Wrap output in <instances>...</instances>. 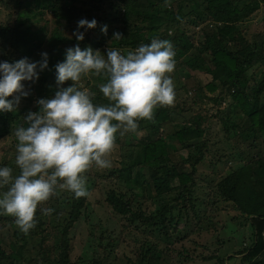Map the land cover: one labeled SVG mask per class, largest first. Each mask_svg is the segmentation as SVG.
<instances>
[{"label": "trees", "instance_id": "obj_1", "mask_svg": "<svg viewBox=\"0 0 264 264\" xmlns=\"http://www.w3.org/2000/svg\"><path fill=\"white\" fill-rule=\"evenodd\" d=\"M235 1L0 0L3 9L16 12L13 24L0 25V61L11 63L24 57L35 61L41 59V52L49 54L48 68L39 73L31 90L24 87L28 95L15 93L20 96L19 103L12 111L0 112V141L11 135L15 137L16 127L27 126L25 117L39 110L38 103L32 106L33 102L55 94L58 89L55 65L65 59L66 49L76 44L82 49L91 46L101 51L110 42V47L127 51L150 43L153 38L167 39L174 46L175 60H182L177 62L178 68L211 76L205 87L193 89L191 95L197 100H191L187 87L178 79V68L174 69L170 74L175 85L174 103L157 106L153 119L138 120L134 132L121 135L117 131L115 147H119L120 155L109 156L114 162L113 168L90 166L83 173L93 181L112 183L106 202L121 219L123 233L130 232L129 237L148 233L159 242L167 243L168 248L160 256L154 242L146 243L145 237L134 239L137 261L133 264H151L148 258L154 255L160 258L158 264H169L167 257L172 255V246L179 242L180 223L174 213L178 211L183 216L195 209L194 190L198 185L195 174H199L198 166L208 161L212 169L209 180L214 181L211 176L218 169L224 172L213 186L215 192L226 202L237 205L254 233L252 244L238 250L229 260L236 256L241 264H264V40L250 42L244 36L243 22L257 10L250 12L236 4L238 12L228 14L227 7ZM245 1L246 6L264 3V0ZM149 14L153 16L151 22L146 20ZM81 18H95L97 26L86 31L80 29L84 31V39L77 41L73 33ZM200 23L204 41L195 44L188 37L187 28ZM104 25H107L106 33L102 31ZM116 32L122 34L121 39L114 40ZM91 76L92 79L89 74L82 76L80 83L95 93L93 103H109L99 89V84L107 78L102 74ZM23 83L26 85L27 81ZM72 83L66 81L62 86ZM205 88L212 96L204 92ZM184 96L191 100V108L187 107ZM228 99L224 115L218 110L214 116L210 109L203 107L205 104L221 106ZM234 140H240L245 147L235 144L230 155L215 153L216 148ZM228 163L233 166L227 169ZM19 171L18 168L17 175ZM148 185L159 199V207L153 213L141 207L138 199V191ZM174 191L176 198L163 204V198L165 201ZM60 197H67L65 206L60 198L53 199L59 208L50 205L48 208L53 211L47 215L42 212L46 201L38 204L36 225L27 234L19 230L15 217L0 214V235L7 223L13 228L12 241L0 236V264H74L71 231L90 203L87 196L76 198L68 191ZM189 202L192 208L187 210ZM115 242H108L107 249L115 247ZM109 254L94 257L90 264H107L105 259ZM220 258L215 255L211 259H216L217 264H226Z\"/></svg>", "mask_w": 264, "mask_h": 264}, {"label": "clouds", "instance_id": "obj_2", "mask_svg": "<svg viewBox=\"0 0 264 264\" xmlns=\"http://www.w3.org/2000/svg\"><path fill=\"white\" fill-rule=\"evenodd\" d=\"M95 18H81L73 35L84 39V29L95 28ZM107 32V25L102 28ZM119 40L122 34H113ZM40 60L28 57L14 62L0 61V112L12 111L24 91V81H35L48 68L49 54ZM176 65L173 44L167 39L153 38L133 50L109 47L106 54L79 44L65 51V59L55 65L58 87L50 98H40L39 110L25 117L27 126L14 129L15 164L0 166V214L15 217V224L25 234L36 225L35 213L40 202L47 201L58 190L71 192L76 198L87 196L83 173L93 164L111 166L108 159L116 133L134 132L138 120H152L157 106L172 105L175 85L171 77ZM103 75L99 84L107 104H94L95 93L83 87L82 76ZM73 83L63 87L64 82ZM12 97V99H9ZM5 186H7L6 190ZM51 208L42 209L47 215Z\"/></svg>", "mask_w": 264, "mask_h": 264}, {"label": "rangeland", "instance_id": "obj_3", "mask_svg": "<svg viewBox=\"0 0 264 264\" xmlns=\"http://www.w3.org/2000/svg\"><path fill=\"white\" fill-rule=\"evenodd\" d=\"M245 3H247L245 0H236L233 5L227 7L228 14L238 12L235 10L236 4H239V7H242V9H249L250 12L251 9L257 10L250 15L247 21L243 22V34L250 42H262L264 40V3L261 1L259 5L250 4L247 6ZM15 16V11L11 9L6 11L0 4V25L13 24ZM152 17L153 16L149 14L146 20L151 22ZM197 18L200 19V17ZM153 22L158 23V20L154 19ZM51 24H53L52 21ZM201 28H203V24L201 23L196 27L191 25L187 28V35L195 41V44H202L204 41ZM107 45V47L101 49V52H106L109 49L110 42H108ZM180 61H176L174 69L178 68L177 62L180 63ZM177 70L179 71L178 79L187 87V96L191 98V100H197V98H194V95H191L194 92L193 89L205 87V84L212 79L206 72H194L188 68L181 67ZM91 75L92 74L89 73V76L92 79ZM35 81H27L25 89L31 90ZM70 81L71 80H68V82ZM204 92H206L208 96H212L211 93L207 92V88L204 89ZM187 96L183 97V99L185 98L186 102L189 104H187V107L193 106L191 100ZM36 103V101L33 102L32 106H35ZM228 105L229 99L221 106H218L217 104H205L203 107L210 109L211 113L215 116L218 110H222L220 115H224L226 112L225 109H227L226 107H228ZM216 131L217 130L214 131L215 134ZM139 137L142 138V134H140ZM14 138L15 137L11 135L0 141V165L6 163L7 166L11 167L13 170V176L17 175L18 171L14 157L17 141ZM235 144L242 145L240 140L226 142L216 148L215 153L230 155L234 152L232 147H235ZM119 150L118 146H114L110 155L113 154L114 157L118 158L120 155ZM247 151L249 150H246V152ZM108 158L112 161L111 166L108 168L111 169L113 168L112 166H114V162L112 157ZM207 159L209 160L210 158L207 156L206 160ZM209 163L210 162L208 161L204 164H200L198 166L200 169L199 174H195V182L198 184L195 186L194 190L195 209L188 210V208L191 207V202H189L187 204L188 211L187 213H183V216H179L178 211L174 213L175 220L180 223L178 225L179 242L172 246V255L167 257L169 264H217L218 262L216 259H211L215 255L221 256V260L225 259L226 264H241L236 256L230 260L229 257L231 255H236L238 250H243L252 244L254 238L253 229L250 224L247 223L246 217L243 215L242 211L236 204L226 202L224 199L220 198L213 187L218 183L217 181L223 176L224 172L218 169L211 176V179H214V181L209 180L208 176L212 172V169L208 166ZM181 165L182 164L179 166ZM95 166V164L91 165L93 168ZM232 166L231 163H228L226 168L228 169ZM84 176L86 178V187L88 190L87 198L90 204L71 231V261L74 264H90V261L94 257L99 255L107 256V254L110 253L107 259H105L107 264H133L137 261V255L133 252V250L137 248V244L132 243V241L138 237L140 239L141 237H145L147 240L146 243L148 244H153L154 242L156 245V251L161 256L160 253L168 248L165 241L159 242L155 236L143 232L142 235L136 233L134 237H129L128 234L130 232L128 231L123 233V223L121 219L115 215L113 209L106 202L109 190L112 188V183L102 180H97L96 182L93 181L91 177ZM208 181L212 184L208 183ZM65 192L64 190H60L57 194L53 195V198L50 197L46 201V208L50 205L59 208V204H56L53 201V199L57 198H60V203L64 205V201L67 197H60V195L65 194ZM176 195V191L170 193L166 196L167 199H165V201L163 198V204H165V202H172V200L176 198ZM138 199L140 206L148 212L153 213L157 211L159 207V199L156 197V193L152 186L148 185L139 190ZM60 208L62 209L61 206ZM12 217L13 216H11V218ZM6 225L7 226L6 228L4 227L5 229L2 231L1 235L4 236L7 241H12V225L10 223H7ZM102 236L104 237V240L102 239ZM112 240L116 241V246L107 249V243ZM124 240L125 242H123ZM148 260L151 264H158L160 258H158L157 255H154L152 258L149 257Z\"/></svg>", "mask_w": 264, "mask_h": 264}]
</instances>
